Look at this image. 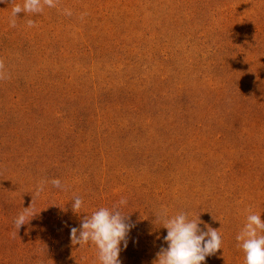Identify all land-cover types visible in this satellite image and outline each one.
Wrapping results in <instances>:
<instances>
[{"label": "rangeland", "instance_id": "1", "mask_svg": "<svg viewBox=\"0 0 264 264\" xmlns=\"http://www.w3.org/2000/svg\"><path fill=\"white\" fill-rule=\"evenodd\" d=\"M11 2L0 3V264H100L71 229L122 198L135 226L121 264H154L167 247L162 210L219 231L222 249L202 264H244L236 236L249 212L264 220V0H59L15 28Z\"/></svg>", "mask_w": 264, "mask_h": 264}, {"label": "clouds", "instance_id": "2", "mask_svg": "<svg viewBox=\"0 0 264 264\" xmlns=\"http://www.w3.org/2000/svg\"><path fill=\"white\" fill-rule=\"evenodd\" d=\"M8 0H0V3H7ZM12 8L9 18V27L17 26L19 13L41 14L44 8H56L59 0H23V4L11 2ZM66 15H71V11L65 9ZM27 27H35V21H26ZM5 64L0 59V79L5 78ZM44 183L41 182L35 191L39 196L44 190ZM53 187L62 188L59 179H52ZM72 209L79 213L83 201L80 197H73ZM126 199H121L119 205L126 204ZM119 205H114L111 209L101 207L85 216L80 228L71 229V242L73 245L83 247L86 244L94 245L97 249L100 264H121L119 259L121 243L127 248L128 233L135 225L126 223V214L121 211ZM31 207V206H30ZM30 207L24 208L14 219V227L18 230L22 225L29 222L34 213L30 212ZM156 220L167 229L164 242L167 247H161L157 253L154 264H202L206 257L215 255L222 249V238L217 229H213L205 224L204 229L199 225L202 223L199 216L191 219L187 212H179L169 216L166 210H162L159 215H155ZM264 220L261 215L249 212L246 223L236 236L238 247L244 253V264H264Z\"/></svg>", "mask_w": 264, "mask_h": 264}]
</instances>
